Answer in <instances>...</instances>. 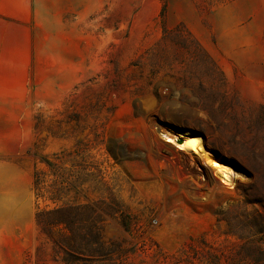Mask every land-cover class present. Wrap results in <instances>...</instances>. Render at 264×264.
Masks as SVG:
<instances>
[{"label": "rangeland", "instance_id": "374dc122", "mask_svg": "<svg viewBox=\"0 0 264 264\" xmlns=\"http://www.w3.org/2000/svg\"><path fill=\"white\" fill-rule=\"evenodd\" d=\"M37 171L129 264H257L264 0H3L0 264H62Z\"/></svg>", "mask_w": 264, "mask_h": 264}, {"label": "trees", "instance_id": "16d2710c", "mask_svg": "<svg viewBox=\"0 0 264 264\" xmlns=\"http://www.w3.org/2000/svg\"><path fill=\"white\" fill-rule=\"evenodd\" d=\"M35 192L38 199L46 197L55 204L36 213L39 233L50 243L54 260L62 264H129L126 253H117L103 238L104 216L112 215L105 208L76 198L66 202L60 184L54 181L48 186L40 171L35 174ZM262 248L258 243L257 264H264Z\"/></svg>", "mask_w": 264, "mask_h": 264}, {"label": "bare ground", "instance_id": "6f19581e", "mask_svg": "<svg viewBox=\"0 0 264 264\" xmlns=\"http://www.w3.org/2000/svg\"><path fill=\"white\" fill-rule=\"evenodd\" d=\"M186 134H184L185 142H184V148L188 150V152H190L191 154L194 155H199L200 153H205V154H209L212 155V153L205 148V143L202 140L201 136H190V137H186ZM222 169V168H221ZM220 169V179L226 183L229 184L230 180V175L228 174V172L226 170H221Z\"/></svg>", "mask_w": 264, "mask_h": 264}, {"label": "crops", "instance_id": "0c3cea01", "mask_svg": "<svg viewBox=\"0 0 264 264\" xmlns=\"http://www.w3.org/2000/svg\"><path fill=\"white\" fill-rule=\"evenodd\" d=\"M3 0H0V10H2Z\"/></svg>", "mask_w": 264, "mask_h": 264}, {"label": "water", "instance_id": "95a60500", "mask_svg": "<svg viewBox=\"0 0 264 264\" xmlns=\"http://www.w3.org/2000/svg\"><path fill=\"white\" fill-rule=\"evenodd\" d=\"M179 144L181 145V144H184V141L183 140H180L179 141Z\"/></svg>", "mask_w": 264, "mask_h": 264}]
</instances>
